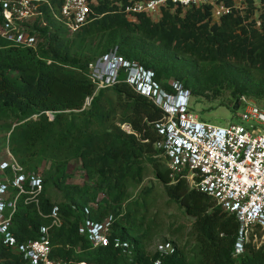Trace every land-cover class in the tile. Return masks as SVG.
Masks as SVG:
<instances>
[{
  "label": "trees",
  "instance_id": "1",
  "mask_svg": "<svg viewBox=\"0 0 264 264\" xmlns=\"http://www.w3.org/2000/svg\"><path fill=\"white\" fill-rule=\"evenodd\" d=\"M44 1L57 12L62 4L61 0ZM90 2L92 20L76 32L69 31L43 4V17L32 26L38 37L36 48H22L0 38V130L8 135L7 150L24 171L43 179L39 194H20L9 185L6 203L18 197L16 209L7 206L4 213L5 217L12 214L9 231L18 244L35 241L42 228L51 226L50 214L58 207L63 225L50 228L54 261L264 264V249L252 243H244L243 252L236 254L240 229L236 215L191 188L185 179H172L156 147L161 136L154 122L163 117L162 110L127 82L125 70L114 83L100 87L98 74L89 68L102 55L115 52L131 66L154 71L156 80L170 91L165 81L175 77L171 82L181 83L195 95L210 93L218 98L229 92L233 106L243 96L264 103V16L258 28L252 9L244 17L213 22L208 9L184 11L170 6L155 20L145 14L129 16L128 0ZM2 10L0 3V24ZM123 124L139 136L123 131ZM43 164L48 166L41 174ZM71 164H80L95 187L74 184ZM146 165L154 168L168 204L194 219L189 249L146 250L153 224L144 229L147 197L153 189L142 191V203L129 201L130 190L144 179ZM0 180L12 182V169H6ZM23 187L31 191L29 183ZM100 191L109 201L95 202ZM142 211L145 215L140 217ZM110 216L115 218L111 244L94 249L79 230L87 218L102 222ZM116 238L130 245L131 257L115 245ZM3 240L0 234V264H25L23 255Z\"/></svg>",
  "mask_w": 264,
  "mask_h": 264
},
{
  "label": "built area",
  "instance_id": "2",
  "mask_svg": "<svg viewBox=\"0 0 264 264\" xmlns=\"http://www.w3.org/2000/svg\"><path fill=\"white\" fill-rule=\"evenodd\" d=\"M57 12L44 0H0L4 21L0 24V38L22 48H36L38 37L32 33L34 23L43 17L42 5L47 4L54 18L63 23L69 31L76 32L92 20L94 15L90 0H61ZM125 11L129 16L145 14L157 20L163 9L172 6L182 10L193 8L208 9L213 22L224 17H244L249 9L254 11L252 19L258 28L264 16V0H128ZM1 48V47H0ZM103 59H109L104 55ZM120 62L127 64L119 58ZM129 64V63H128ZM94 64H91L92 68ZM135 68L145 74L142 67ZM150 85H139L137 91L162 110L163 117L154 122L161 136L156 147L162 151L165 164L173 180L185 179L198 191L216 200L217 204L236 215L239 223V239L236 254L243 252L244 243H252L264 249V109L253 99L241 97L239 109L244 110L235 121L221 127L200 119L193 110V93L181 83L170 82L173 91L163 82L152 80ZM105 86V85H104ZM103 87V86H102ZM185 96L186 103L175 105L178 97ZM88 100L87 105H89ZM50 120L54 115L47 113ZM121 129L129 134L135 133L128 124ZM149 140H146L148 142ZM9 152V150H8ZM10 159L0 162V176L11 168L14 180L3 183L0 180V234L5 246L22 254L25 264H92L88 261L62 262L51 259L52 243L50 228L63 225L59 208L54 207L50 227L41 229V237L35 241L18 244L9 231L12 214L5 217L7 206L15 210L17 199L6 203L8 187L12 185L21 193L39 194L43 189L41 175L26 173L9 152ZM12 183V184H11ZM29 183L31 191L24 189ZM19 194V195H20ZM8 204V205H7ZM86 214L89 211L86 209ZM115 218L110 216L102 222L87 218L79 233L86 237L94 249L111 244V227ZM117 247L127 252L130 245L115 239ZM161 248L160 252L168 253ZM131 257V252H127ZM155 264H160L156 262Z\"/></svg>",
  "mask_w": 264,
  "mask_h": 264
},
{
  "label": "rangeland",
  "instance_id": "3",
  "mask_svg": "<svg viewBox=\"0 0 264 264\" xmlns=\"http://www.w3.org/2000/svg\"><path fill=\"white\" fill-rule=\"evenodd\" d=\"M103 56L104 55L100 58L103 59ZM100 58L96 60L92 68L89 67L91 73L98 74L99 77L101 76L103 69V64ZM172 80H175V77H171L167 81L171 82ZM191 91L193 90L191 89ZM255 102L260 107H264L262 101L255 100ZM232 106L233 101L229 92L223 93V95L218 98H213L210 93H205L203 96L193 94V110L199 114L200 119L204 122L226 127L231 121H235L244 110V108L241 107L237 111H234ZM2 126L3 123L0 122V127ZM7 137L8 135H6V132L0 130V162L10 159L7 150ZM47 166L48 165L43 164L39 168V173L42 174L43 169ZM71 168V172L74 173L72 178L74 184L88 186L90 188L95 187V181L91 180L89 176L86 175L81 169L80 164H71ZM145 188L153 189L147 197L149 204L147 214L145 215L144 211L140 214V217L145 215L146 218V226H144V229H146L149 222H153L151 235H149L151 238H148L144 244L146 250L150 253H155L160 251L161 248L166 251H171L175 247L183 248L188 246L187 249H189L193 245V242L188 245L189 228L194 222V219L187 216L184 213V210L180 209L178 206L168 204V198L165 196L164 187L156 180L154 176V168L151 165H146V172L143 181L136 188L130 190L131 197L129 201L135 202L136 200H139L140 203H142L143 198L141 193ZM60 200H62V198H60ZM106 201H109V197L104 191H100L95 202L105 203ZM128 202L123 205L124 208Z\"/></svg>",
  "mask_w": 264,
  "mask_h": 264
},
{
  "label": "clouds",
  "instance_id": "4",
  "mask_svg": "<svg viewBox=\"0 0 264 264\" xmlns=\"http://www.w3.org/2000/svg\"><path fill=\"white\" fill-rule=\"evenodd\" d=\"M109 59H101V62L103 64V69L101 76L99 77L100 80V87L104 85H109L114 83L119 73L122 70H125L128 73L127 82L137 91L139 89V85H150L152 80H156V76L154 71L152 70H145V74L142 72H139L135 66H131L130 63L123 64V62L119 61L120 56H118L116 53H110L107 54ZM138 92V91H137ZM139 93V92H138ZM186 97L180 96L175 101V105H181L186 103Z\"/></svg>",
  "mask_w": 264,
  "mask_h": 264
},
{
  "label": "water",
  "instance_id": "5",
  "mask_svg": "<svg viewBox=\"0 0 264 264\" xmlns=\"http://www.w3.org/2000/svg\"><path fill=\"white\" fill-rule=\"evenodd\" d=\"M234 111H237L239 109V101L237 100L232 108Z\"/></svg>",
  "mask_w": 264,
  "mask_h": 264
}]
</instances>
